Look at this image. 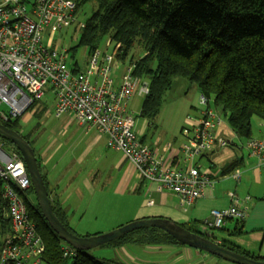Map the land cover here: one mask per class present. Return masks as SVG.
Masks as SVG:
<instances>
[{
    "label": "built area",
    "instance_id": "1",
    "mask_svg": "<svg viewBox=\"0 0 264 264\" xmlns=\"http://www.w3.org/2000/svg\"><path fill=\"white\" fill-rule=\"evenodd\" d=\"M77 20L75 0H0V120L15 122L51 88L56 114L71 113L107 136L108 146L122 152L141 179L178 195L188 206L204 198L215 182L197 158L229 145L217 135L223 118L211 106L213 100L200 98L199 115L181 145L185 166L167 162L143 142L128 110L133 97L150 93L149 81L134 73V63L118 64L114 50L98 48L89 54L87 67L76 70L68 64L67 50L45 44L47 33L60 32ZM247 147L264 167V140H250ZM4 149L0 142V264H45V242L28 207L35 202L27 198L32 182L26 164L17 151ZM234 177L239 180L240 173ZM230 195L233 205L211 211L204 222L207 232L221 230L228 219L246 220L247 210L238 206L234 193ZM63 253L73 258L78 251L65 244Z\"/></svg>",
    "mask_w": 264,
    "mask_h": 264
},
{
    "label": "trees",
    "instance_id": "2",
    "mask_svg": "<svg viewBox=\"0 0 264 264\" xmlns=\"http://www.w3.org/2000/svg\"><path fill=\"white\" fill-rule=\"evenodd\" d=\"M75 1L77 13L86 5H95L79 39V46H86L89 54L99 48L106 36L115 43L116 57L122 62L133 48H141L142 55L130 61L136 66L134 73L149 81L150 85V93L142 103L141 117L154 120L160 114L164 95L173 87L175 79L183 78L196 84L203 96L221 108L229 126L241 138L252 139V119L255 116L264 123V0ZM75 67L77 70V64ZM20 120L22 117L13 123L0 120V124L21 133ZM24 138L32 146L29 138ZM0 142L8 151L15 150L20 154L16 146L1 135ZM38 164L49 191L39 159ZM238 165L237 160L227 165L223 175L232 173ZM30 192H34L33 188ZM49 195L51 198L50 191ZM35 204L28 203V207L45 242V264H118L97 260L81 251L73 258L65 257L63 246L66 243L53 232L38 203ZM52 204L59 220L78 235L70 227L64 210L53 200ZM182 226L203 235L195 224ZM130 243L180 244L166 232L148 227L105 246L120 247ZM221 245L258 260L235 247Z\"/></svg>",
    "mask_w": 264,
    "mask_h": 264
},
{
    "label": "crops",
    "instance_id": "3",
    "mask_svg": "<svg viewBox=\"0 0 264 264\" xmlns=\"http://www.w3.org/2000/svg\"><path fill=\"white\" fill-rule=\"evenodd\" d=\"M121 73L117 71L116 75ZM192 108L197 113L181 122H184L183 126L171 140L161 134L148 135L150 128L146 120L141 126L137 123L135 130L143 142L156 149L167 162L180 163L178 165L184 167L181 145L190 136L189 130L200 110L194 103ZM64 115H61L64 116L61 124L55 126L54 141L41 154L40 162L53 202L64 210L70 227L78 235H99L136 220L165 218L179 225L195 224L204 236L210 235L215 242L264 260V167L257 158L250 156L247 147L250 140H264V136L247 139L246 157L240 147H237L238 151L231 148L236 145L230 140L241 137L230 126L229 129L224 127L222 121L217 135L226 139L229 145L197 158V163L210 170L214 187L204 198L188 206L178 195L141 179L123 153L108 146L107 136L88 124L78 123L71 113ZM261 127L264 129V123ZM61 150H64L61 158L50 167ZM236 160L239 165L232 173L223 175V169ZM238 172L239 180L234 177ZM230 193L235 194L238 206L247 210L246 220L228 219L221 230L207 232L204 222L211 218V211L226 210L233 205ZM247 197L251 199L247 200ZM129 204L132 208L127 210ZM113 248L120 264H222L214 256L183 244L130 243Z\"/></svg>",
    "mask_w": 264,
    "mask_h": 264
},
{
    "label": "rangeland",
    "instance_id": "4",
    "mask_svg": "<svg viewBox=\"0 0 264 264\" xmlns=\"http://www.w3.org/2000/svg\"><path fill=\"white\" fill-rule=\"evenodd\" d=\"M26 6L28 11H30L31 4L27 3ZM94 7V4L86 5L81 11L78 12V20L75 24H72L68 28L65 27L63 30H61L60 32H56L53 35L48 33L47 35H45L44 42L46 45L51 43L52 46L59 47L61 50H67L68 64L74 69L76 68L75 64H77L78 68H80L81 70H84L88 65L89 50L86 46H79V39L81 35V29L83 28L88 18L91 17ZM110 40L111 38H109L108 36L104 37L100 42L99 48L103 51L107 50L108 52H113L115 46L114 42H111V45L107 48V43ZM141 55V48L139 46H136L131 50L130 55L128 56L126 61L130 62L132 58H138ZM116 61L118 64H122V61L118 60L117 57ZM196 89L198 90L197 93L195 91ZM200 97L201 96L199 93V89L196 84H193L186 79L178 78L175 79L173 87L164 95L163 107L160 111V114L154 120L150 121L141 117L140 111L144 100V98L142 97H133L129 102L128 110L135 117L136 124H140L139 126H141L142 123L146 124V121L149 122L148 127L150 128V133H148V135L153 133H155L156 135L161 134V136L165 137L168 140H171L174 133H178L179 129L183 126L184 122L182 124L181 122L186 121V118L189 116H195V113H197V110H194L192 108V103H194V105L198 107L197 109H201ZM54 101L55 97L52 93V89L49 88V91L45 92L43 97L33 106V108L29 110L24 116H22V120H20L18 124L20 132L23 134V136L29 138L35 154L37 155L39 160H41V154L54 141V138L56 136V134L54 133L55 126L60 125L63 117L66 116H57L55 108L53 106ZM211 106L223 118L224 127L229 129L228 118L222 113L221 108H217L213 101L211 102ZM29 116L31 117L27 120L26 117ZM262 124L263 121H261L259 117L255 116L252 119V137H254L255 139L264 136V129H262L261 127ZM59 140H61V138H59ZM230 141H232V143H235L234 145H236V147L231 148H236V151H238L237 147H240L243 154L248 157V150L246 149L247 139L238 138L236 136L235 138H233V140ZM63 151L61 150L59 154L54 158L50 167L57 163V160L61 158V153ZM30 196L33 198L34 202L38 203L37 197L34 192H30L29 194H27L28 199ZM34 206H36V204H34ZM131 208L132 205L129 204L127 210H130ZM129 223L123 224L121 226L127 225ZM114 250L115 248L111 246H101L92 249L87 253L97 260L113 261L120 264L116 260L117 258L115 257ZM210 256L213 257V255ZM214 258H216L217 262L228 264L225 263L227 261H224L221 258L215 256Z\"/></svg>",
    "mask_w": 264,
    "mask_h": 264
},
{
    "label": "water",
    "instance_id": "5",
    "mask_svg": "<svg viewBox=\"0 0 264 264\" xmlns=\"http://www.w3.org/2000/svg\"><path fill=\"white\" fill-rule=\"evenodd\" d=\"M0 135L10 140L20 152L26 164L32 182V188L37 197L38 206L47 224L61 241L77 251L88 252L117 241L133 231L150 227L166 232L180 244L221 258L231 264H264V260H256L236 253L210 239L209 236L194 233L182 225L165 218L136 220L106 234L78 236L66 228L55 214L49 191L38 164V159L30 143L21 133L8 128L4 124H0Z\"/></svg>",
    "mask_w": 264,
    "mask_h": 264
},
{
    "label": "flooded vegetation",
    "instance_id": "6",
    "mask_svg": "<svg viewBox=\"0 0 264 264\" xmlns=\"http://www.w3.org/2000/svg\"><path fill=\"white\" fill-rule=\"evenodd\" d=\"M30 141V140H29Z\"/></svg>",
    "mask_w": 264,
    "mask_h": 264
}]
</instances>
